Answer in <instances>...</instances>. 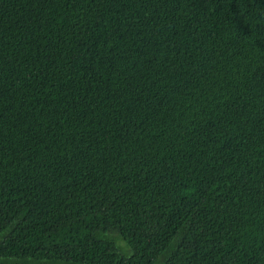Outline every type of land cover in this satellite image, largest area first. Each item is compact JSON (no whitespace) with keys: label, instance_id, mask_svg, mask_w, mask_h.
<instances>
[{"label":"trees","instance_id":"trees-1","mask_svg":"<svg viewBox=\"0 0 264 264\" xmlns=\"http://www.w3.org/2000/svg\"><path fill=\"white\" fill-rule=\"evenodd\" d=\"M0 264H264V0H0Z\"/></svg>","mask_w":264,"mask_h":264}]
</instances>
